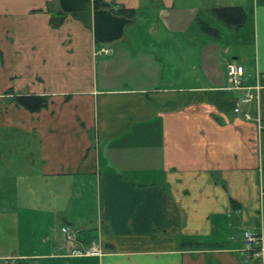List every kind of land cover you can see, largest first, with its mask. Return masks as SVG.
Returning a JSON list of instances; mask_svg holds the SVG:
<instances>
[{"label":"crops","instance_id":"1","mask_svg":"<svg viewBox=\"0 0 264 264\" xmlns=\"http://www.w3.org/2000/svg\"><path fill=\"white\" fill-rule=\"evenodd\" d=\"M99 1L133 12L111 43L59 0H0V263L264 264V87L235 114L225 73L264 84V0Z\"/></svg>","mask_w":264,"mask_h":264},{"label":"trees","instance_id":"2","mask_svg":"<svg viewBox=\"0 0 264 264\" xmlns=\"http://www.w3.org/2000/svg\"><path fill=\"white\" fill-rule=\"evenodd\" d=\"M61 11L71 14L83 23L93 16V32L95 42L106 44L121 38L123 29L130 23L133 12L119 9L116 13L99 0H59ZM211 14L226 25L238 26L244 21L243 11L239 8H220L211 10ZM18 102L31 111L42 107L44 99L38 97H19Z\"/></svg>","mask_w":264,"mask_h":264},{"label":"built area","instance_id":"3","mask_svg":"<svg viewBox=\"0 0 264 264\" xmlns=\"http://www.w3.org/2000/svg\"><path fill=\"white\" fill-rule=\"evenodd\" d=\"M101 52L108 53L109 50L102 48ZM225 73L229 84L227 89L240 93L236 107L233 109L235 114H239L241 112V106L249 105L251 102L257 99L260 90L264 87V84L257 75L255 80L250 83L247 80L245 69L241 65H237L235 63H228L225 67ZM242 114L245 120H250L248 113ZM255 121L259 130L264 131V120L257 118ZM261 195L264 196V189L261 190ZM61 234L67 243L71 244L74 242L75 233L69 227L64 226L61 229ZM243 240L247 246V252H251L253 257L261 256L263 249L260 246L259 238L255 234L251 232H244ZM74 252L78 255H88L93 254L95 250L94 248H88L85 252H80L79 250H75Z\"/></svg>","mask_w":264,"mask_h":264},{"label":"rangeland","instance_id":"4","mask_svg":"<svg viewBox=\"0 0 264 264\" xmlns=\"http://www.w3.org/2000/svg\"><path fill=\"white\" fill-rule=\"evenodd\" d=\"M218 20H219V19H218ZM219 22H220V23H224L222 20H219ZM224 24H225V23H224ZM247 38H248V37H247ZM247 40H248V39H247ZM247 46H248V44H247ZM0 225L3 226V227H5V225H3V222H2V221H0ZM48 227H51V229H52L54 235L59 236V237H62L63 242L66 243V244H69V243H67V242L65 241V239L63 238V235L61 234V229H62L63 227H60V228H59V224H58L57 221H54L53 223L49 224ZM5 228H6V227H5ZM244 232H247V231H244ZM244 232H243V233H244ZM8 240H9V237L1 238V239H0V247H4V246H5V247H9V246L13 245V244H10V243L6 242V241H8ZM33 244H34V243H33ZM74 251H75V250H71V254H72V255H76ZM0 264H4V263H0ZM7 264H8V263H7Z\"/></svg>","mask_w":264,"mask_h":264}]
</instances>
